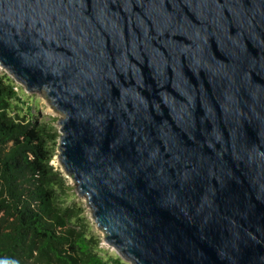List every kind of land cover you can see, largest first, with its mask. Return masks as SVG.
Masks as SVG:
<instances>
[{
  "label": "water",
  "instance_id": "1",
  "mask_svg": "<svg viewBox=\"0 0 264 264\" xmlns=\"http://www.w3.org/2000/svg\"><path fill=\"white\" fill-rule=\"evenodd\" d=\"M0 67L125 263L264 264V0H0Z\"/></svg>",
  "mask_w": 264,
  "mask_h": 264
},
{
  "label": "trees",
  "instance_id": "2",
  "mask_svg": "<svg viewBox=\"0 0 264 264\" xmlns=\"http://www.w3.org/2000/svg\"><path fill=\"white\" fill-rule=\"evenodd\" d=\"M18 100L0 77V264H127L101 256L77 223L80 210L64 205V178L51 164L57 134L13 114Z\"/></svg>",
  "mask_w": 264,
  "mask_h": 264
},
{
  "label": "rangeland",
  "instance_id": "3",
  "mask_svg": "<svg viewBox=\"0 0 264 264\" xmlns=\"http://www.w3.org/2000/svg\"><path fill=\"white\" fill-rule=\"evenodd\" d=\"M7 76L15 85L20 100L12 102L13 114H19L27 120L34 121L38 126H44L46 130L53 131L57 134L54 144V157L51 162L56 171H59L64 178V193L61 194L63 203L66 207H71L80 210V221L78 225H82L88 237L94 238L98 242V249L101 256L104 258H115L117 253L115 249L105 242V234L98 229L91 215V210L87 206V201L81 197L73 179L67 176L59 162L58 145H59V125L58 121L62 115L55 111L48 100L38 93H28L25 88L18 84L9 74L0 67V77ZM53 146V143H50Z\"/></svg>",
  "mask_w": 264,
  "mask_h": 264
}]
</instances>
